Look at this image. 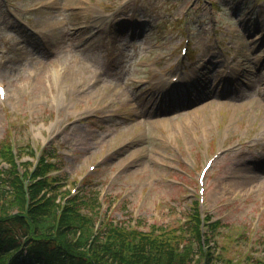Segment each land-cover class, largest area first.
Listing matches in <instances>:
<instances>
[{
  "label": "rangeland",
  "instance_id": "374dc122",
  "mask_svg": "<svg viewBox=\"0 0 264 264\" xmlns=\"http://www.w3.org/2000/svg\"><path fill=\"white\" fill-rule=\"evenodd\" d=\"M0 84V141L50 148L129 227L188 225L201 166L227 148L202 208L222 222L214 251L264 258V0H0Z\"/></svg>",
  "mask_w": 264,
  "mask_h": 264
},
{
  "label": "trees",
  "instance_id": "16d2710c",
  "mask_svg": "<svg viewBox=\"0 0 264 264\" xmlns=\"http://www.w3.org/2000/svg\"><path fill=\"white\" fill-rule=\"evenodd\" d=\"M8 145L0 144L8 163L0 168V264H230L210 246L214 223H207L202 240L196 202L189 236L181 225L129 228L98 217L97 193L83 190L64 201V176L51 174L56 165L46 156L32 173L19 172ZM248 258L264 264L259 256Z\"/></svg>",
  "mask_w": 264,
  "mask_h": 264
},
{
  "label": "bare ground",
  "instance_id": "6f19581e",
  "mask_svg": "<svg viewBox=\"0 0 264 264\" xmlns=\"http://www.w3.org/2000/svg\"><path fill=\"white\" fill-rule=\"evenodd\" d=\"M41 77L39 76V79H40Z\"/></svg>",
  "mask_w": 264,
  "mask_h": 264
}]
</instances>
